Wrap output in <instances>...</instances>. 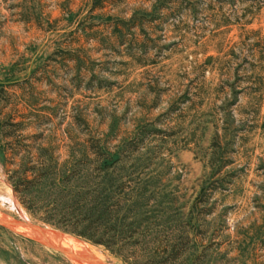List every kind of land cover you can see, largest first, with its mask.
I'll return each instance as SVG.
<instances>
[{"label":"rangeland","instance_id":"rangeland-1","mask_svg":"<svg viewBox=\"0 0 264 264\" xmlns=\"http://www.w3.org/2000/svg\"><path fill=\"white\" fill-rule=\"evenodd\" d=\"M105 160L136 190L120 256L38 222L9 180ZM73 260L264 264V0H0V264Z\"/></svg>","mask_w":264,"mask_h":264},{"label":"trees","instance_id":"trees-1","mask_svg":"<svg viewBox=\"0 0 264 264\" xmlns=\"http://www.w3.org/2000/svg\"><path fill=\"white\" fill-rule=\"evenodd\" d=\"M89 164L73 161L67 174L52 177L50 173L56 165L42 161L23 169L20 173L24 177L14 172L9 180L20 204L38 222L120 256L133 233H126L133 223L126 224L122 212L127 202L136 204V190L130 189L125 199L124 184L107 173L112 161ZM60 167L66 169V165ZM85 169H89L87 176H83ZM34 171L35 175L28 178L27 174ZM95 172L97 175H93Z\"/></svg>","mask_w":264,"mask_h":264},{"label":"bare ground","instance_id":"bare-ground-1","mask_svg":"<svg viewBox=\"0 0 264 264\" xmlns=\"http://www.w3.org/2000/svg\"><path fill=\"white\" fill-rule=\"evenodd\" d=\"M7 201H9V199ZM9 203L14 207V204H13L12 201H9ZM20 227H19L20 229H22V228L23 229H29V228H26L25 226H20ZM31 231H33V230H31ZM19 233H21V234L23 233L25 235L27 234L26 232H23V231H20V230H19ZM29 235L32 238H34V239H36L38 241H41L37 237V235H35V234H29ZM44 239L46 240L47 243H50V244L52 243L55 246L57 245V246L66 248L67 250H71V251H73L75 253H82L83 256H86V258L82 257L84 259H87L89 261H95V262L101 263V258L102 257L100 258V256L97 254L98 252H95L94 250H90L89 248L84 247L83 244L81 245V244H79L77 242H74V241H72L70 239H67V238L52 234L49 230L46 231ZM73 262L74 263H76V262L79 263V261H77V260H73ZM79 264H83V263H79Z\"/></svg>","mask_w":264,"mask_h":264},{"label":"water","instance_id":"water-1","mask_svg":"<svg viewBox=\"0 0 264 264\" xmlns=\"http://www.w3.org/2000/svg\"><path fill=\"white\" fill-rule=\"evenodd\" d=\"M6 226H8V227H12V226L30 227V228L34 229V231H36L35 235H37V237H40V238H44L45 233H46L44 228L34 226L27 221H22V222L21 221H11L10 224H6ZM67 255L70 256L71 254H67Z\"/></svg>","mask_w":264,"mask_h":264}]
</instances>
